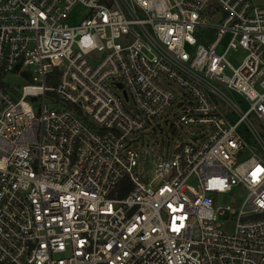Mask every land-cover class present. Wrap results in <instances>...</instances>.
Returning <instances> with one entry per match:
<instances>
[{
    "label": "built area",
    "instance_id": "1",
    "mask_svg": "<svg viewBox=\"0 0 264 264\" xmlns=\"http://www.w3.org/2000/svg\"><path fill=\"white\" fill-rule=\"evenodd\" d=\"M0 264H264V5L0 0Z\"/></svg>",
    "mask_w": 264,
    "mask_h": 264
},
{
    "label": "rangeland",
    "instance_id": "2",
    "mask_svg": "<svg viewBox=\"0 0 264 264\" xmlns=\"http://www.w3.org/2000/svg\"><path fill=\"white\" fill-rule=\"evenodd\" d=\"M255 1L258 4L264 5V0ZM86 11L87 9L83 6L76 7L69 15L67 22L69 24L79 22ZM231 61L235 65H238L240 62L239 59H235L233 57L231 58ZM4 78L8 87L12 88H18L29 83L26 79L17 77L13 74H8ZM117 92L119 94L122 93L119 90H117ZM125 105L127 108L136 111V113H140L132 101L125 102ZM178 112L179 107L175 105L174 107L167 110L161 117L152 119L147 129L139 132L136 135L135 146L139 152V159L150 169L153 167L154 162H156L158 159L167 158L172 153L173 146L178 135L168 134L167 131L172 123H176L178 121ZM178 133L183 137L187 136L186 128L184 126H180Z\"/></svg>",
    "mask_w": 264,
    "mask_h": 264
}]
</instances>
